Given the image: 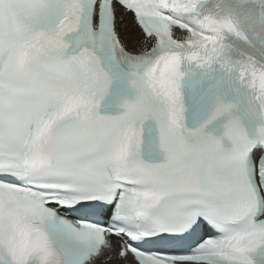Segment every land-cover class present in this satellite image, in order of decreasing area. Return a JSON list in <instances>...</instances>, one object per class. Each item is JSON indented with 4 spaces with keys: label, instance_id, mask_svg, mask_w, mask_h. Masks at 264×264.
<instances>
[{
    "label": "snow or ice",
    "instance_id": "6c2138e0",
    "mask_svg": "<svg viewBox=\"0 0 264 264\" xmlns=\"http://www.w3.org/2000/svg\"><path fill=\"white\" fill-rule=\"evenodd\" d=\"M0 264H264V0H0Z\"/></svg>",
    "mask_w": 264,
    "mask_h": 264
}]
</instances>
